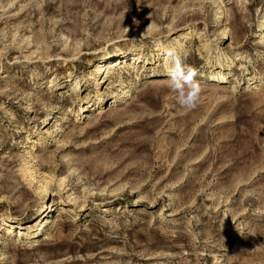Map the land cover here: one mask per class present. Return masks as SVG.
Masks as SVG:
<instances>
[{
  "label": "rangeland",
  "instance_id": "obj_1",
  "mask_svg": "<svg viewBox=\"0 0 264 264\" xmlns=\"http://www.w3.org/2000/svg\"><path fill=\"white\" fill-rule=\"evenodd\" d=\"M0 264H264V0H0Z\"/></svg>",
  "mask_w": 264,
  "mask_h": 264
}]
</instances>
